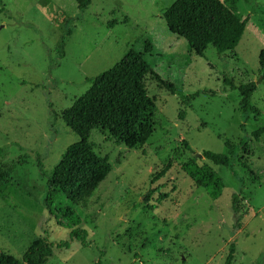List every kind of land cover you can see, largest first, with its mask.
<instances>
[{"label":"rangeland","instance_id":"374dc122","mask_svg":"<svg viewBox=\"0 0 264 264\" xmlns=\"http://www.w3.org/2000/svg\"><path fill=\"white\" fill-rule=\"evenodd\" d=\"M175 1L90 0L78 10L75 0H0V169L14 167L0 183L2 252L21 259L34 240L46 239L69 246L53 248L44 264H223L233 244L232 264H264V135L251 137L264 127V79L250 99L259 115L246 122L238 91L224 82L257 80L264 0H220L248 18L247 25L233 51L217 54L209 46L201 56L167 28L164 12ZM130 49L157 77L145 80L153 133L144 146L129 149L91 132L88 141L110 173L73 206L87 235L83 244L69 241V230L42 203L49 173L78 141L61 116L89 88L86 80ZM163 84L175 87L174 94ZM243 139L247 144L235 155L224 146ZM202 151L226 155L232 171L206 162ZM191 158L220 177L217 199L182 171ZM166 164L165 177L151 182ZM67 203L63 196L56 207Z\"/></svg>","mask_w":264,"mask_h":264},{"label":"trees","instance_id":"16d2710c","mask_svg":"<svg viewBox=\"0 0 264 264\" xmlns=\"http://www.w3.org/2000/svg\"><path fill=\"white\" fill-rule=\"evenodd\" d=\"M78 10H85L90 0H75ZM164 18L171 33L186 39L196 55L201 56L209 46L217 54L233 51L238 45L248 18L241 20L228 6L220 0H176L165 9ZM150 49L145 45V52ZM258 77L256 82L235 86L231 80L225 79L230 90H237L240 95L239 109L243 121L249 116H258L259 112L252 107L250 99L256 91V85L264 79V49L258 56ZM154 76L141 53L128 50L122 59L110 69L86 80L89 88L79 96L71 107L62 113L65 126L73 131L78 141L67 146L59 161L49 173L47 190L42 200L43 206L56 223L69 230V241L85 242L86 231L81 226L80 217L73 206L86 200L95 192L98 184L110 173V165L94 151L88 139L91 132L98 131L112 139L117 145L129 149L141 148L153 133V124L149 120L151 100L147 95L145 80ZM163 87L174 94L175 87L163 84ZM184 114L178 115L183 119ZM244 129V124L240 125ZM264 135V127L251 133L255 141ZM247 140L238 145L224 142L225 148L233 155L244 148ZM189 150V147H186ZM5 155L0 148V158ZM201 157L208 163L223 166L232 171L229 157L223 154L202 151ZM13 166L0 169V183L6 181ZM170 169L166 164L152 175L151 182L165 177ZM182 171L193 184L206 191L211 199H217L223 184L220 177L208 165H198L191 158L181 165ZM235 175V172L233 173ZM65 197L67 205L56 207L59 198ZM166 198L159 195L158 200ZM233 197L232 211L236 223L240 214ZM69 204V205H68ZM72 205V207H71ZM68 241H60L55 245L46 239L34 240L21 259H16L0 250V264H44L51 256L53 248L67 249ZM234 245L230 244L223 264H232ZM96 264H101L100 260Z\"/></svg>","mask_w":264,"mask_h":264}]
</instances>
